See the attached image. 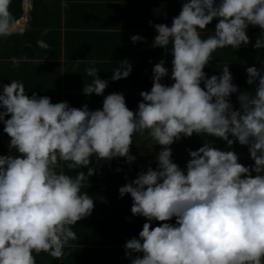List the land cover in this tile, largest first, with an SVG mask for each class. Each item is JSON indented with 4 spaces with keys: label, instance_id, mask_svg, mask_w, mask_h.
Instances as JSON below:
<instances>
[{
    "label": "clouds",
    "instance_id": "obj_1",
    "mask_svg": "<svg viewBox=\"0 0 264 264\" xmlns=\"http://www.w3.org/2000/svg\"><path fill=\"white\" fill-rule=\"evenodd\" d=\"M11 3L0 0V37L14 27ZM213 20L214 33L202 38ZM149 24L157 32L151 47L167 55L172 45L174 82L162 83L169 76L162 59L152 69L151 90L140 92L136 111L122 93L107 95L101 109L90 110L87 104L52 103L35 92L29 96L16 79L2 86L0 123L10 137V154L0 155V264H36L42 252L62 259L64 248L78 239L72 226L95 207L81 192L96 173L93 157L97 163L125 158L130 165L136 160L130 151L133 136L145 133L161 146L157 168L148 167L119 188L120 197L132 198V215L147 220L139 238L124 245L131 264H264V74L247 67V84L256 85L252 93L238 90L228 64L219 76L204 72L217 49L239 50L250 43L249 26L264 30V0H185L171 26ZM143 40L131 37L134 44ZM37 45L51 50L43 40ZM253 47L264 49V35ZM13 64L18 66L15 58ZM85 71L94 79L83 93L103 96L108 81L95 67ZM131 71L128 60L120 61L111 80L125 79ZM194 133L219 138L228 149L237 142L248 146L254 164L244 166L235 151L209 141L188 150L186 171L181 169L170 146ZM64 165L88 170L72 177ZM173 218L175 224L169 223ZM152 221L159 226L152 227Z\"/></svg>",
    "mask_w": 264,
    "mask_h": 264
},
{
    "label": "crops",
    "instance_id": "obj_2",
    "mask_svg": "<svg viewBox=\"0 0 264 264\" xmlns=\"http://www.w3.org/2000/svg\"><path fill=\"white\" fill-rule=\"evenodd\" d=\"M28 1L31 5L27 8L22 3H11L14 21L20 19L23 24L15 26L10 35L0 37V92L3 85L16 79L25 84L29 96L35 92L50 97L52 103L67 101L76 108L87 104L90 110L101 109L107 95L122 93L127 107L136 111L142 100L140 92L151 90L152 69L162 59L169 69V76L164 77L162 83L170 86L174 82L171 80L172 45L169 44L167 55L164 49L151 47L157 32L149 21L153 25L171 26L185 0H39L45 1L42 4H36V0ZM216 23L213 20L207 26L201 33L202 38L214 33ZM133 35H140L144 40L134 44L131 41ZM247 35L250 37L247 46L242 45L239 50L227 47L213 52L204 72L209 78L219 76L228 64L238 90L254 93L256 85L247 84L246 69L255 66L264 74V49L253 47L256 39L264 35V30L249 26ZM38 40L48 43L51 50L41 49L37 45ZM14 58L18 66L13 64ZM123 60L132 65L130 75L112 81L113 71ZM92 61L96 63L92 64ZM89 67L97 68L99 77L108 81L103 96H86L83 93V86L91 84L94 79L86 74ZM230 101L238 110L237 94H232ZM3 127L0 123V155H9L10 137L3 132ZM209 141L220 150L235 151L244 166L254 164L248 146L237 142L228 149L226 142L219 138L195 133L170 146L173 162L186 171V163L190 159L188 150H197ZM160 150L161 146L153 145L147 133L143 136L135 134L130 151L136 160L130 165L125 158L97 163L93 157L90 166H95L96 173L88 178L89 182H83L81 189L94 200L92 214L72 226L78 239L70 241L71 247L64 248L62 259H54L44 252L39 255L33 253L36 264H131L125 256L124 245L131 238H139L147 220L132 215V198L130 194L120 197L119 188L133 181L139 172H146L148 167L155 170ZM11 154L17 155L14 150ZM117 168L121 171L117 172ZM87 170L74 171L63 166L65 174L72 177L76 172L87 173ZM107 187L114 188L113 192H108ZM151 223L156 227L160 222ZM169 223L175 224V218ZM136 255L142 257V253L133 254Z\"/></svg>",
    "mask_w": 264,
    "mask_h": 264
},
{
    "label": "trees",
    "instance_id": "obj_3",
    "mask_svg": "<svg viewBox=\"0 0 264 264\" xmlns=\"http://www.w3.org/2000/svg\"><path fill=\"white\" fill-rule=\"evenodd\" d=\"M12 3H15L16 5H21L22 1H21V0H12ZM37 3L42 4V3H45V1H39V0H36V4H37ZM107 189H108V190H107ZM106 190H107L108 192H113L114 188L107 187Z\"/></svg>",
    "mask_w": 264,
    "mask_h": 264
},
{
    "label": "built area",
    "instance_id": "obj_4",
    "mask_svg": "<svg viewBox=\"0 0 264 264\" xmlns=\"http://www.w3.org/2000/svg\"><path fill=\"white\" fill-rule=\"evenodd\" d=\"M23 5H25V7L27 8L28 7V5H31L30 4V2L28 1V0H23V3H22ZM27 11V10H26ZM25 17V16H24ZM23 23H22V21L20 20V19H18V20H16L15 21V23H14V27L15 26H18V25H22ZM12 28V29H16V28Z\"/></svg>",
    "mask_w": 264,
    "mask_h": 264
}]
</instances>
